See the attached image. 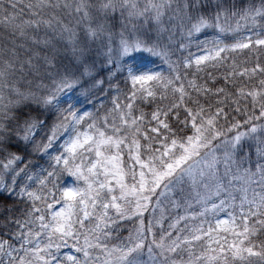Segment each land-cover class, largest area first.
Returning a JSON list of instances; mask_svg holds the SVG:
<instances>
[{
	"label": "snow or ice",
	"instance_id": "obj_1",
	"mask_svg": "<svg viewBox=\"0 0 264 264\" xmlns=\"http://www.w3.org/2000/svg\"><path fill=\"white\" fill-rule=\"evenodd\" d=\"M0 264H264V0H0Z\"/></svg>",
	"mask_w": 264,
	"mask_h": 264
},
{
	"label": "trees",
	"instance_id": "obj_2",
	"mask_svg": "<svg viewBox=\"0 0 264 264\" xmlns=\"http://www.w3.org/2000/svg\"><path fill=\"white\" fill-rule=\"evenodd\" d=\"M130 63L138 68V65H141V67H139V69H146L148 68L150 65L152 64H158V61H156L154 58L150 57L147 53L144 54H135L132 56ZM73 98L76 97V93H72L71 94ZM91 100V97L89 98ZM83 106L85 108V110H87L90 105L86 104L85 101L83 100V98H80V104L77 105V107H81ZM94 107V106H93ZM71 179L70 177L68 178V180Z\"/></svg>",
	"mask_w": 264,
	"mask_h": 264
}]
</instances>
